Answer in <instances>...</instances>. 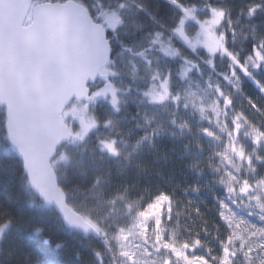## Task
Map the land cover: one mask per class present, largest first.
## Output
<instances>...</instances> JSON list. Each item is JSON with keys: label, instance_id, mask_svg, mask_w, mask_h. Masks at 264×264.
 <instances>
[{"label": "snow or ice", "instance_id": "1", "mask_svg": "<svg viewBox=\"0 0 264 264\" xmlns=\"http://www.w3.org/2000/svg\"><path fill=\"white\" fill-rule=\"evenodd\" d=\"M169 3L178 14L170 25H162L167 31L156 29L128 42L122 34L127 35L131 4L137 13L146 12L156 20L142 0H0V160L10 156L22 185L46 203H55L68 225L104 234L89 211L73 204L66 174L62 178L58 169L70 165L75 149L93 139L101 153L110 157L123 153L127 141L101 130L117 128L116 117L132 90L131 84L123 86V78L129 75L135 81L138 76L134 59L128 61L130 71L121 61L126 54L139 57L150 73L147 87L138 89L148 104L171 103L173 124L178 123L181 108H191L208 121L198 132L221 145L208 163L224 190L212 205L217 217L215 245L202 238L201 233H209L208 219L195 200L188 198L185 207L203 224L200 230L188 229V235L171 227L175 190L158 191L145 201L134 229L144 242L145 255L155 258L143 264H264V30L256 23L245 25L248 32L238 29L232 9L211 0L205 15L188 0ZM239 15L249 21L264 16V0H248ZM241 35L246 43L236 47ZM189 53L200 55L213 70L223 61L225 70L219 75L230 87L211 77L206 86L194 81L192 73L200 70V63ZM161 57L181 62L176 69L162 70L154 65ZM177 77L187 81L185 88H175ZM246 81L255 86L251 92ZM237 94L246 107L236 106ZM105 105L110 109L107 114L101 111ZM155 119V114L145 112L147 124ZM179 126L190 128L187 120ZM165 130L157 123L136 141L133 152ZM214 158L219 165L212 163ZM198 164L191 167L203 173ZM203 187L190 184L183 191L199 193ZM237 207L247 214H240ZM15 221L12 209L0 200V246ZM131 232L117 226L114 236L125 240ZM119 256L122 264H140L136 251L125 243ZM96 257L103 264L99 251Z\"/></svg>", "mask_w": 264, "mask_h": 264}, {"label": "trees", "instance_id": "2", "mask_svg": "<svg viewBox=\"0 0 264 264\" xmlns=\"http://www.w3.org/2000/svg\"><path fill=\"white\" fill-rule=\"evenodd\" d=\"M142 2L156 16V20L153 21L146 12L137 13L136 5L131 4V10L126 14L127 35L122 34V38L128 42L139 40L145 33L156 29L167 31L162 25H170L178 14L169 0ZM188 2L198 5L201 15L207 13L205 5L209 0ZM211 2L230 7L233 19L239 20L236 24L238 29L243 28L244 32H248L250 29L245 25L256 23L259 29L264 30V16H257L255 20L249 21L239 15V9L245 7L248 0ZM138 24H143V29H138ZM241 43H246L243 35L238 38L236 47ZM189 54L200 61V67L207 74L213 73L223 82L219 75L220 71L225 70L223 61H218L217 69L213 70L200 55ZM132 59L136 61L139 72L135 81L129 75L123 78V86L131 84L132 90L126 95L127 104L116 117L117 128L101 130L106 135L117 137L121 142L127 141L123 153L119 157L101 153L93 139L75 149L74 159L70 165L61 164L58 169L62 178H65L66 174V186L74 193L71 197L73 204L89 211L103 228L105 235L95 237L67 227L52 206L45 205L31 189L22 185L19 174L13 171L14 165L9 156L0 160V200L12 209L16 221L0 246V264H99L97 251L102 255L103 264H122L117 246L118 239L114 236L117 226L126 227L128 221L137 215L141 205L158 191L175 190L176 204L171 227H178L181 235H188V229L200 230L203 224L195 213H191L190 209L185 207L188 198L195 200L205 211L208 219L209 233L207 235L201 233L202 238L210 241L212 245L216 244L213 239L215 234L213 221L217 217L212 205L215 203V195H224V190L216 182L214 177L217 173L213 172L208 158L220 148V145L198 132L199 126L207 125L208 122L198 121V118L181 108L176 114L178 123L173 124L171 103L167 106L148 104L138 89L147 87L149 70L143 61H139L141 60L139 57L126 54L121 61L126 66V71H130L131 65L128 61ZM158 63L164 70L168 66L176 69L180 62L168 63L160 59L155 61L156 66H159ZM180 82L177 77L175 88L178 89ZM254 87L251 81L245 82V88L249 92ZM236 106L246 107V102L239 94L236 97ZM101 111L107 114L110 109L105 105ZM145 112L155 114L156 119L151 125L145 121ZM184 120L189 122L190 128L181 131L179 122ZM157 123L163 125L166 130L152 141L145 139L133 152L136 141L150 132ZM127 153H131V156ZM197 161L198 167L204 169L203 173L191 167ZM212 163L219 165L220 161L214 158ZM98 176L100 180L97 183ZM196 183L204 186L199 193L183 191L186 186ZM236 210L245 215L241 207H237ZM36 228H40L41 233L37 234ZM57 244L61 246L57 248ZM203 251L204 249H198V253Z\"/></svg>", "mask_w": 264, "mask_h": 264}, {"label": "rangeland", "instance_id": "3", "mask_svg": "<svg viewBox=\"0 0 264 264\" xmlns=\"http://www.w3.org/2000/svg\"><path fill=\"white\" fill-rule=\"evenodd\" d=\"M152 55L153 56H158L159 54H157V53L154 52ZM161 59L162 60H165L168 63L173 62V60H169V59H166V58H163V57H161ZM139 61L142 62V60H139ZM175 61L181 62L179 59H177ZM154 64H155V61H154ZM158 65H159L160 68L162 67L161 64L158 63ZM192 76H193L194 81H198L201 86H206V81H207V79L209 77H211L213 81H220V80H218V77L216 75H214L213 73H208L207 74L203 70V68H201V67H200V70L199 71H194L192 73ZM220 82H222V81H220ZM222 83L225 84V87L226 88H229L230 87L229 85H227L226 82L223 81ZM186 85H187V81H182L181 80V82L179 83L178 89H183V88L186 87ZM193 87L194 88L196 87V84L195 83L193 84ZM185 110L188 111L191 115H193L196 118H198V121L208 122L206 120H201L200 117H199V114L198 113H194L191 108L185 109ZM186 128L179 127V130L182 131V130H185ZM220 147H221V145H220ZM241 209L244 210L245 215H246L247 214V210L245 208H243V207H241ZM138 223L139 222L137 220V215H135L134 217H132L128 221L127 226L126 227H123V228H127L129 230H132V232L127 236V238L125 240H118L117 246H118V252H119L121 243H125L128 248L133 249V250L136 251V255L139 258L140 264H143V262L145 260H152L155 257L154 256L145 255V248L142 246V243H144V242H142V239H141V237L139 235L135 234L134 226L138 227ZM104 235H105V233H104ZM148 251H151L150 245H148ZM120 260H122V262H123L124 258L120 256Z\"/></svg>", "mask_w": 264, "mask_h": 264}, {"label": "water", "instance_id": "4", "mask_svg": "<svg viewBox=\"0 0 264 264\" xmlns=\"http://www.w3.org/2000/svg\"><path fill=\"white\" fill-rule=\"evenodd\" d=\"M41 199V198H40ZM42 200V199H41ZM44 202L45 205H48V206H52L56 212L59 214V216L61 217L62 221L64 222V224L67 226V227H70V228H74V229H77V230H80L81 232H83L84 234H91L95 237H102L104 234H97L95 231H92V230H89L88 232H85L82 228H77V227H72L70 225H68L64 219V216L63 214L61 213V211L59 210V208L56 206L55 203H46L44 200H42Z\"/></svg>", "mask_w": 264, "mask_h": 264}]
</instances>
